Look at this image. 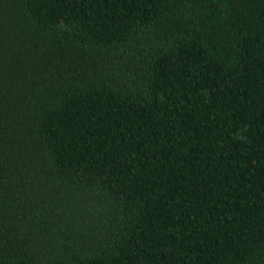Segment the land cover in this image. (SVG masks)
I'll list each match as a JSON object with an SVG mask.
<instances>
[{
    "label": "trees",
    "instance_id": "obj_1",
    "mask_svg": "<svg viewBox=\"0 0 264 264\" xmlns=\"http://www.w3.org/2000/svg\"><path fill=\"white\" fill-rule=\"evenodd\" d=\"M0 264H264V0H0Z\"/></svg>",
    "mask_w": 264,
    "mask_h": 264
}]
</instances>
